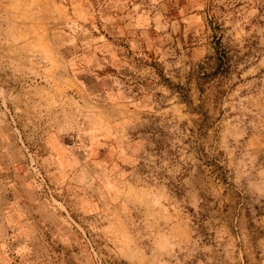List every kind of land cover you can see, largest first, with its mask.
<instances>
[{
  "label": "rangeland",
  "instance_id": "obj_1",
  "mask_svg": "<svg viewBox=\"0 0 264 264\" xmlns=\"http://www.w3.org/2000/svg\"><path fill=\"white\" fill-rule=\"evenodd\" d=\"M0 85L65 226L0 264H264V0H0Z\"/></svg>",
  "mask_w": 264,
  "mask_h": 264
},
{
  "label": "crops",
  "instance_id": "obj_2",
  "mask_svg": "<svg viewBox=\"0 0 264 264\" xmlns=\"http://www.w3.org/2000/svg\"><path fill=\"white\" fill-rule=\"evenodd\" d=\"M6 62L12 64L13 60ZM30 62L37 66L36 58H32ZM47 71L48 69H42L34 72L36 76L38 73V77L46 78ZM39 89L45 90L46 86ZM14 90L12 88L9 92L5 85H0V253L4 252L10 237H19L21 248L15 249L23 257L45 250V245L49 244L47 238L51 236L58 235L62 239L65 226L63 220L42 198L31 179L30 164H27L11 115L13 101L19 99L18 96L25 89L21 90V93L20 89ZM37 91L39 90L36 87L30 88L28 95ZM33 99L37 100L35 97L30 102H34ZM53 263L60 264L58 261Z\"/></svg>",
  "mask_w": 264,
  "mask_h": 264
}]
</instances>
